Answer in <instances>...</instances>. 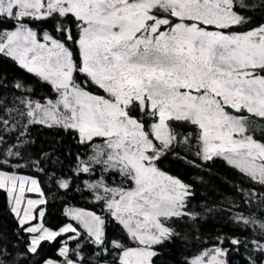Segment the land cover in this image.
<instances>
[{
	"label": "snow or ice",
	"instance_id": "snow-or-ice-1",
	"mask_svg": "<svg viewBox=\"0 0 264 264\" xmlns=\"http://www.w3.org/2000/svg\"><path fill=\"white\" fill-rule=\"evenodd\" d=\"M257 13L264 20V0H0V63L33 80L9 85L0 73V196L12 237L19 244L28 236L21 248L0 232V264H158L177 239L188 242L177 223L215 211L193 209V185L161 167L181 149L195 167L220 160L242 177L241 202L226 211L251 234L218 236L201 248L193 233L196 251L183 264H229V252L241 247L246 264H264ZM36 127L59 140L22 166ZM22 167L51 172L57 189L79 191L92 210L68 207L75 225L46 227L48 201ZM64 234L58 259H36L43 242Z\"/></svg>",
	"mask_w": 264,
	"mask_h": 264
},
{
	"label": "trees",
	"instance_id": "trees-1",
	"mask_svg": "<svg viewBox=\"0 0 264 264\" xmlns=\"http://www.w3.org/2000/svg\"><path fill=\"white\" fill-rule=\"evenodd\" d=\"M0 73L7 77L9 85L21 78L27 84H33L31 76L18 70L10 62L0 63ZM46 91L44 88L37 89L40 95H43ZM29 139L34 140L35 145L34 148H28L25 151L24 155L26 159L21 161L22 166L27 164V158L35 159V156L41 153V150L56 147V141L59 140V137H56L53 132L47 129L36 127L31 129ZM191 160L192 154L189 153L185 157L184 150L181 149L179 150V156L169 154L161 167L167 173L193 185L196 192L195 199L192 200L193 209L200 211L205 209L207 205L215 209V211L211 213L205 212L204 217L195 224L191 222L186 224L177 223V229L181 232L182 237L187 238L188 242L185 243L183 239H177L172 245L163 250V255L160 257L158 264H183L185 257L189 253L196 251V248L192 247L193 241L191 236L193 233L197 237V247L201 248H210L218 236L238 237L242 240L246 236L251 238L250 233L245 234L239 225L232 222L231 216L226 211L233 201L237 204L241 202L240 197L236 194V189L241 186L240 181L242 177L226 166L223 161L217 160L210 168H198L189 162ZM196 163L199 164V161L197 160ZM44 167L48 168V165L45 164ZM56 167L59 168V165H56ZM20 173L39 179L42 191L48 201L44 217V223L47 227L57 230L69 222L75 223L70 217L64 215V211L68 207L88 208L92 210L89 207L88 199L82 197L79 191L73 190L67 192V195H65L66 190L57 189L52 183L51 172L45 175L39 172L38 168L22 167ZM14 229L15 223L12 217L8 215L5 200L0 196V232L7 233L13 245L22 248L23 242L28 239V236L27 234H23L20 237V243L17 244L16 239L12 237ZM68 235L70 234L58 237L56 241L43 242L39 250V257H36V259H58V251L64 245ZM69 245L72 248L75 247V244L71 242H69ZM223 247L232 249V246L227 242H225ZM247 255L248 253L243 247L239 251L233 249L228 254L229 264H246Z\"/></svg>",
	"mask_w": 264,
	"mask_h": 264
},
{
	"label": "rangeland",
	"instance_id": "rangeland-1",
	"mask_svg": "<svg viewBox=\"0 0 264 264\" xmlns=\"http://www.w3.org/2000/svg\"><path fill=\"white\" fill-rule=\"evenodd\" d=\"M19 174H21V173H19ZM22 175H26V174H22ZM28 176H30V175H28ZM34 178H36V177H34ZM37 179V178H36ZM38 181H39V179H38ZM40 182V181H39ZM40 186H41V184H40ZM41 189H42V187H41ZM43 190V189H42ZM25 195H26V197L27 198H31V199H39V198H41L40 196H39V194L38 193H25ZM44 198H46V196H44ZM38 207H45L44 205H39ZM69 223H72L73 225H75V223H73V222H69ZM68 224V223H67ZM66 225V224H65ZM64 225V226H65ZM46 226V225H45ZM47 227V226H46ZM52 229V228H51ZM52 230H54V229H52ZM57 230H59V229H57ZM64 235H66V234H64ZM63 246V245H62ZM210 247H212V246H210ZM50 260H52V259H50ZM53 261H55V260H53Z\"/></svg>",
	"mask_w": 264,
	"mask_h": 264
},
{
	"label": "flooded vegetation",
	"instance_id": "flooded-vegetation-1",
	"mask_svg": "<svg viewBox=\"0 0 264 264\" xmlns=\"http://www.w3.org/2000/svg\"><path fill=\"white\" fill-rule=\"evenodd\" d=\"M257 16H259V17H257ZM257 16H256L257 17V22H264V20L260 19V14H258Z\"/></svg>",
	"mask_w": 264,
	"mask_h": 264
}]
</instances>
